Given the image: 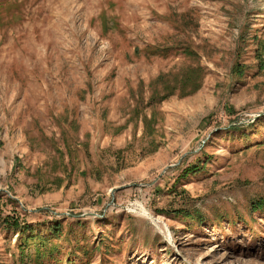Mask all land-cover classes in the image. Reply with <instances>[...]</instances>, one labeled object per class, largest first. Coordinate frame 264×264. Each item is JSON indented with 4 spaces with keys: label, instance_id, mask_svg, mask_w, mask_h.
<instances>
[{
    "label": "rangeland",
    "instance_id": "rangeland-1",
    "mask_svg": "<svg viewBox=\"0 0 264 264\" xmlns=\"http://www.w3.org/2000/svg\"><path fill=\"white\" fill-rule=\"evenodd\" d=\"M72 263L264 264V0H0V264Z\"/></svg>",
    "mask_w": 264,
    "mask_h": 264
},
{
    "label": "trees",
    "instance_id": "trees-1",
    "mask_svg": "<svg viewBox=\"0 0 264 264\" xmlns=\"http://www.w3.org/2000/svg\"><path fill=\"white\" fill-rule=\"evenodd\" d=\"M159 79H164V77H161ZM201 79L202 75H200V70L198 68H190L186 67L181 70V73L175 76L172 81L165 80L160 83L161 88L157 91H154L153 96L151 97V100L155 101V98L160 96L158 100H156L157 103L163 101L165 98H167L169 95H174L176 92H180L182 95L181 96H189L196 91L199 90L200 84H201ZM151 121V120H149ZM148 120L144 119L143 120V128L149 130L151 132V128L148 126L149 123ZM236 126L230 127V129H235ZM189 171L194 172L193 169H190ZM188 172V171H187ZM255 208H260V207H255ZM183 215H180L181 218H186L187 220H194L196 221V224H200L203 222V216L198 214L197 211H192V212H186L182 213ZM5 227L8 229L10 228L12 231L16 232V234L21 235L25 234L28 232V237L25 238V242L27 243V240H33V233L31 227L24 225L22 227L18 223V219H11V222L9 219L4 221ZM83 226L81 223L77 224V227ZM61 230H62V225L60 222H55L51 225V235L54 239L60 240L61 236ZM49 239V238H48ZM48 239L46 238H38V241H35L33 243V246L36 248L35 252L39 253L41 248L45 247L48 244ZM35 240V239H34ZM70 242V240H69ZM24 244V247L27 246V244ZM57 246V245H56ZM53 254V251L51 249H47L44 252V257L43 261L49 260V257H51ZM68 255L74 256L75 254L68 253ZM40 259L37 257V262H39ZM74 264V263H72Z\"/></svg>",
    "mask_w": 264,
    "mask_h": 264
}]
</instances>
